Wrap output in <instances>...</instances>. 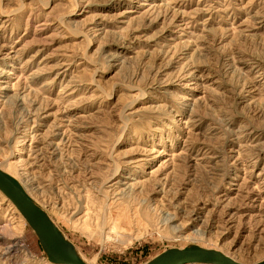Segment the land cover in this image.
<instances>
[{
	"label": "rangeland",
	"instance_id": "1",
	"mask_svg": "<svg viewBox=\"0 0 264 264\" xmlns=\"http://www.w3.org/2000/svg\"><path fill=\"white\" fill-rule=\"evenodd\" d=\"M0 164L86 262L263 260L264 0H0ZM0 264H53L1 191Z\"/></svg>",
	"mask_w": 264,
	"mask_h": 264
},
{
	"label": "water",
	"instance_id": "2",
	"mask_svg": "<svg viewBox=\"0 0 264 264\" xmlns=\"http://www.w3.org/2000/svg\"><path fill=\"white\" fill-rule=\"evenodd\" d=\"M0 191L13 203L39 238L49 262L53 264H85L74 252L71 243L53 223L47 213L39 207L10 175L0 170ZM243 264L226 254L200 246L169 248L156 255L146 264ZM264 264V259L252 263Z\"/></svg>",
	"mask_w": 264,
	"mask_h": 264
},
{
	"label": "bare ground",
	"instance_id": "3",
	"mask_svg": "<svg viewBox=\"0 0 264 264\" xmlns=\"http://www.w3.org/2000/svg\"><path fill=\"white\" fill-rule=\"evenodd\" d=\"M0 170L1 171H3V172H5V173H7L5 170H6V168L5 167H2V165L0 164ZM8 174V173H7ZM8 175H10V174H8ZM11 176V175H10ZM12 177V176H11ZM13 179H15L14 177H12ZM16 180V179H15ZM17 181V180H16ZM18 182V181H17ZM19 183V182H18ZM20 184V183H19ZM20 186L23 188V190L26 192V190L24 189V187L20 184ZM27 193V192H26ZM28 194V193H27ZM29 195V194H28ZM30 196V195H29ZM31 197V196H30ZM32 198V197H31ZM32 200L35 202V200L32 198ZM35 204H37L36 202H35ZM38 205V204H37ZM39 206V205H38ZM39 207H41V206H39ZM42 208V207H41ZM43 209V208H42ZM44 210V209H43ZM45 211V210H44ZM46 212V211H45ZM47 213V212H46ZM47 215H48V213H47ZM49 216V215H48ZM50 217V216H49ZM50 219H51V217H50ZM52 220V219H51ZM53 221V220H52ZM54 223V222H53ZM55 224V223H54ZM56 225V224H55ZM57 226V225H56ZM13 248V246H11V247H7V251L8 250H11ZM6 251V252H7ZM74 252H76V254L83 260V258H82V256L74 249ZM226 254V253H225ZM227 255V254H226ZM83 262L85 263V264H92L91 262H86L85 260H83ZM212 264H216V263H212Z\"/></svg>",
	"mask_w": 264,
	"mask_h": 264
}]
</instances>
